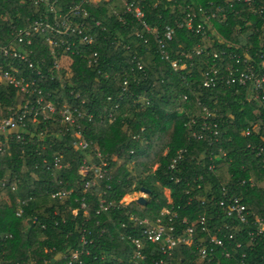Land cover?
<instances>
[{
    "label": "trees",
    "instance_id": "1",
    "mask_svg": "<svg viewBox=\"0 0 264 264\" xmlns=\"http://www.w3.org/2000/svg\"><path fill=\"white\" fill-rule=\"evenodd\" d=\"M57 1L55 10L65 15L84 0ZM252 1L251 7L244 0L83 3L89 17L82 22L72 20L84 22L95 42L86 45L77 36L69 39L74 43L73 54L66 53L72 61L70 79L64 78L63 69L54 68L65 52H52L41 41L42 35L25 49L31 51L27 62L39 68L43 78L25 61L0 60L8 70L19 69L44 93L50 92L49 100L57 111L65 103L80 107L87 117L77 123L91 144L82 152L72 146L69 133L59 135L58 114L40 118L36 124L27 121L26 145L5 143L0 135V143L6 144L1 150L8 149L0 151V179L8 181L6 187L0 185V264H133L135 248L126 237L139 238L141 233L133 219H154L167 210L176 215L179 232L183 219L196 223L204 218V226L212 230L231 219L218 208L223 188L231 199H240L241 205L264 215V105L249 100L246 89L235 94L218 79L232 64L233 55L248 54L255 64L264 59V0ZM0 2L13 24L51 16L44 4ZM130 2L140 8L142 22L152 34L125 12L123 5ZM211 13L216 18L205 21ZM193 15L194 25L205 21L203 35L186 28L188 16ZM167 27L173 30L169 41L164 36ZM158 41H163L168 60L159 56ZM198 47L200 55L195 52ZM172 63L185 69L174 71ZM206 74L218 81L205 87ZM26 101L0 82V120ZM203 108L213 114L209 120L219 131L217 141L213 138L210 145L192 135L202 123ZM256 126L259 130L254 133ZM227 138L231 141L225 142ZM94 149L107 161V173L98 186L84 192L78 170L86 156L98 162ZM180 150L182 160L171 169L172 157ZM56 158L64 168H53ZM44 159L48 165L42 163ZM142 189L150 191L145 205L135 201L119 205L125 196ZM167 190L172 193L171 202L165 197ZM57 192L71 193L58 200L53 197ZM82 199L87 204L85 214L80 209ZM101 199L107 210L96 214ZM235 231L223 230L221 236L232 234L241 240L248 261L256 263L264 241L250 243ZM75 251L78 259L71 261ZM142 254L144 264L159 259L167 264H198L191 252L180 248L164 257L158 246L147 243Z\"/></svg>",
    "mask_w": 264,
    "mask_h": 264
},
{
    "label": "built area",
    "instance_id": "2",
    "mask_svg": "<svg viewBox=\"0 0 264 264\" xmlns=\"http://www.w3.org/2000/svg\"><path fill=\"white\" fill-rule=\"evenodd\" d=\"M4 1L7 2L8 0ZM244 2L247 7H251L253 3L252 0H244ZM25 3L34 6L44 4L51 16L34 20L32 23H29V19L26 18L23 19V22L27 24H13V18H10L11 16H9L6 10L4 12V8H2L0 2V60L5 61L6 59H13L19 62H27L26 56H28L31 51L26 50L25 47L31 45L32 39L37 41L38 37L42 35L41 41L47 44L52 52H54L55 49H61L65 52V56L62 60L56 61L54 64V68L60 71L64 68L63 65L65 64V60L71 61L66 55V53L73 54L72 47L74 43L69 41L70 38L77 36L80 38L81 42L86 45H92L95 42L92 37L86 33L87 25L84 22H77L85 21L89 17L87 11L84 10L82 6L83 3H87V0H84L80 5L70 8L69 12L65 15L59 14L55 10L58 4L57 0H18V4L21 6L25 5ZM123 6L126 13L131 14L136 21L142 23L147 34H152L154 32L142 22L143 13L134 2L124 3ZM73 18H78V20H72ZM194 18V15L188 16L185 23L186 28L195 35H203L206 31L204 25L205 21L215 19L216 15L211 13L209 16L205 17V21L202 24L199 23L196 25H194L193 22ZM172 33L173 30L167 27L164 34L165 39L168 41L171 40ZM2 38L6 40L4 44L2 43ZM24 51H26L27 54L24 53ZM158 53L161 59L168 60L169 55L165 50L163 41H158ZM201 53L202 49L198 47L196 54L200 55ZM93 57L95 58L94 63L96 64L98 59L97 54L94 53ZM229 59L232 64L226 66V73L218 79L221 80L226 87L234 89L235 94L238 93L239 89H246L249 91V100L256 101L259 106H263L264 59L257 64L253 62L248 54H244L242 57L233 55ZM1 63L2 62H0V82L3 85L13 88L18 94L27 99L24 104L20 105L17 111L9 109L7 116L0 120V135L5 138V143H8V141H16L26 145L24 134L28 132L27 121H30L31 124H36L40 118L49 119L58 114L60 115V120H54L58 121L61 125V130L58 132L59 135L62 133L64 136L66 133H69L73 138L72 146L79 151L86 152L91 148V144L84 138L81 127L77 123V120L87 117L86 113L83 112L80 107L64 104L62 108L57 111L53 103L49 100V98H51L50 92L44 93L35 80H28L25 76L20 75L19 69L11 67L8 70L6 66ZM27 63L28 68L32 69V72L37 71V75L41 76L39 68H37L38 70L36 68L33 69V65L29 62ZM172 64L174 71H176L178 66H176L175 63ZM211 72L215 74L216 69L212 68ZM41 78L43 77L41 76ZM216 81H218L216 77L209 78V75L206 74L204 86L209 87L210 84ZM43 103H45L44 106ZM81 104L83 105L84 101H82ZM46 113L51 116L49 117ZM212 115L213 114L208 110L199 126V130L192 131L193 138L196 141L207 142L209 145L213 138L215 142L217 141L216 137L219 136L217 125L209 120L211 117L213 118ZM88 119H90V117H88ZM194 122L195 121H192V123ZM258 130V126L253 129L254 133ZM227 141H231V138L225 139V142ZM5 143H0V151L2 153L8 150L7 147L1 150L6 145ZM94 152L98 162H94L92 157L89 156L90 163L83 162L85 160L83 159L78 170V175L83 179L84 192L98 186L100 180H102L107 173V161L97 149H94ZM182 153L183 151L180 150L172 157L171 169H175L179 162H181L183 157ZM210 160L215 161L213 156L210 157ZM42 163L48 165L45 159ZM66 166L68 165L66 164ZM53 168H64L59 158L54 159ZM212 168L213 166L211 165L210 169ZM7 183V180L0 179V185L2 187H6ZM10 189L14 191L15 185H12ZM70 193L71 192H57L53 197L59 200L70 195ZM220 195L221 197L217 202L218 208L231 219L230 221L228 219L229 222L225 221L222 225L216 226L212 230L204 226V218L196 223H190L186 219H183L180 222L182 230L179 232V225L174 223L176 215H171L167 210H163L159 216L154 219H133L141 228L139 238L132 236L126 237V240L135 248L132 257L133 264L145 263V256L142 254V251L145 249L147 243L158 246L164 257H170L175 249L177 250L180 248L187 250L193 254L198 264H264V249L256 263H254V261L249 262L244 244L241 240L236 241V238L232 234L221 236L223 230L226 232L227 230L229 232H234L236 230L238 233L244 234L250 243L264 241V215L257 214L252 209L241 205L239 203L240 199H231L224 188L221 190ZM171 201L172 200H170V202ZM103 203L104 200L101 199V207L96 214L107 210V208L102 205ZM80 209L84 211V214L86 213L87 204L83 199L80 203ZM72 213L76 214V210ZM196 229L198 230L196 231ZM81 241L83 244H86L84 236L81 237ZM78 256L79 252L75 251L71 254L70 260L75 261L78 259ZM68 264H71V262ZM154 264L167 263L159 259L155 261Z\"/></svg>",
    "mask_w": 264,
    "mask_h": 264
},
{
    "label": "rangeland",
    "instance_id": "3",
    "mask_svg": "<svg viewBox=\"0 0 264 264\" xmlns=\"http://www.w3.org/2000/svg\"><path fill=\"white\" fill-rule=\"evenodd\" d=\"M100 1H103V0H87V3L88 4H94V5H96L97 3H99ZM104 1H111V0H104ZM89 16V15H88ZM196 50H198V48L196 49ZM196 50H195V52H196ZM184 55V54H183ZM182 55V56H183ZM184 56H186V58H190L189 57V55H184ZM65 62V64L63 65V71L65 72V79H67V78H71V76H72V72H71V64H72V61H68V60H65L64 61ZM177 69H179V70H183V69H185V66H182V67H178ZM126 89V88H125ZM66 104V103H65ZM208 111V109H206V108H204L203 110H202V114H201V118L202 119H204V117H205V113ZM181 112V111H180ZM193 121V120H192ZM192 121H191V123H192ZM83 159H85L83 162H87V163H90V157L89 156H86V157H84ZM82 159V160H83ZM164 193H165V197L167 198V200L170 202V200H172V193H171V191H164ZM139 197H143L145 200H148L149 199V196L148 195H145V194H143V193H141V192H139V193H136V194H132V195H127V196H125L123 199H122V201L120 202V205L121 206H126V205H128L129 203H132V202H136V200L139 198ZM75 214V213H74Z\"/></svg>",
    "mask_w": 264,
    "mask_h": 264
},
{
    "label": "water",
    "instance_id": "4",
    "mask_svg": "<svg viewBox=\"0 0 264 264\" xmlns=\"http://www.w3.org/2000/svg\"><path fill=\"white\" fill-rule=\"evenodd\" d=\"M141 193H143L145 195H149L150 191L149 190H146V189H142L141 190ZM136 202H137L138 205H141V206L146 204V200L143 197H139L136 200Z\"/></svg>",
    "mask_w": 264,
    "mask_h": 264
}]
</instances>
